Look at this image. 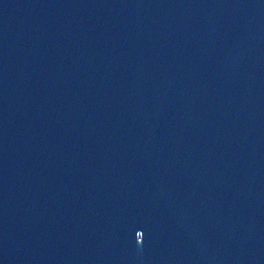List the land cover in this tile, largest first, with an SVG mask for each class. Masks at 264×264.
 Masks as SVG:
<instances>
[{"label": "water", "instance_id": "obj_1", "mask_svg": "<svg viewBox=\"0 0 264 264\" xmlns=\"http://www.w3.org/2000/svg\"><path fill=\"white\" fill-rule=\"evenodd\" d=\"M0 264H264V0H0Z\"/></svg>", "mask_w": 264, "mask_h": 264}]
</instances>
